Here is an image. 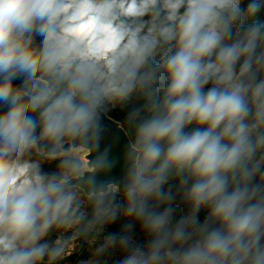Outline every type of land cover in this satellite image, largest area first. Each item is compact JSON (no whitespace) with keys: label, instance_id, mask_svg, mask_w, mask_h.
Instances as JSON below:
<instances>
[{"label":"clouds","instance_id":"obj_1","mask_svg":"<svg viewBox=\"0 0 264 264\" xmlns=\"http://www.w3.org/2000/svg\"><path fill=\"white\" fill-rule=\"evenodd\" d=\"M119 219L113 264H264V0H0V264Z\"/></svg>","mask_w":264,"mask_h":264},{"label":"rangeland","instance_id":"obj_2","mask_svg":"<svg viewBox=\"0 0 264 264\" xmlns=\"http://www.w3.org/2000/svg\"><path fill=\"white\" fill-rule=\"evenodd\" d=\"M65 147H68L65 145ZM84 152H81L80 155L82 156ZM59 163V161H58ZM81 199L85 200V203L81 205L82 210L85 211L86 208V196L84 194L81 195ZM120 199L119 197L117 198ZM122 202V201H121ZM115 223L119 225L125 224V221L123 219L117 220ZM113 225V224H112ZM111 225V226H112ZM110 226V227H111ZM110 227H107L105 231L100 235L97 236L95 232H93V235L89 238L87 245H81V243L78 240L79 226H75L70 229L61 230L59 232H53L49 239H61L67 241V249L66 251L70 254L74 251H77L78 254L83 255V258L78 259L75 262L66 261L64 264H87L88 261L99 259L101 261L107 260L108 264H113V262L120 256V253L118 251H111L109 253L104 254L103 256H97L95 253V249L97 246H99L103 242V238L110 233ZM55 237H54V236ZM137 237L138 243H144L145 241L138 238L137 235L133 234Z\"/></svg>","mask_w":264,"mask_h":264},{"label":"water","instance_id":"obj_3","mask_svg":"<svg viewBox=\"0 0 264 264\" xmlns=\"http://www.w3.org/2000/svg\"><path fill=\"white\" fill-rule=\"evenodd\" d=\"M108 129H109V132L106 136L105 142L112 146L113 154L116 156H119L125 147L124 136L117 130L115 124H109ZM78 143H81V142H78ZM83 143L85 145L84 152H86L91 147V141H85ZM120 177H121V171L119 168H117L111 174L110 179L118 182ZM72 183L73 184H79L84 189L83 194L86 196V193L89 191V188H90L89 185H85L84 182L80 179H75L72 181Z\"/></svg>","mask_w":264,"mask_h":264},{"label":"trees","instance_id":"obj_4","mask_svg":"<svg viewBox=\"0 0 264 264\" xmlns=\"http://www.w3.org/2000/svg\"><path fill=\"white\" fill-rule=\"evenodd\" d=\"M41 163L43 164L44 162L41 161ZM57 163H58V161H57ZM46 170H49V169H46ZM85 213L90 217L91 208L87 204V202H86ZM123 225H119L117 223H114L110 227V230H109L110 232L109 233H120L121 232V229L123 228ZM132 234H135V235L138 236V238H140L139 235H138V232H137V227L135 225H133V227H132ZM92 235H93V232L84 233V232H80L79 231L78 240L81 243V245H87L88 240H89V238ZM140 239L143 240L142 238H140ZM81 258H83V255H80V254H78L77 251H74V252L70 253L68 256H66L65 259L61 262V264H64V262H66V261L75 262V261H77L78 259H81Z\"/></svg>","mask_w":264,"mask_h":264}]
</instances>
